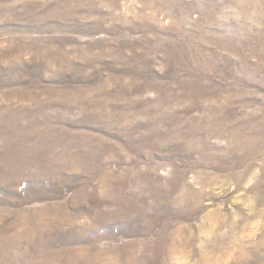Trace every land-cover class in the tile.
Listing matches in <instances>:
<instances>
[{
  "label": "rangeland",
  "instance_id": "obj_1",
  "mask_svg": "<svg viewBox=\"0 0 264 264\" xmlns=\"http://www.w3.org/2000/svg\"><path fill=\"white\" fill-rule=\"evenodd\" d=\"M0 264H264V0H0Z\"/></svg>",
  "mask_w": 264,
  "mask_h": 264
}]
</instances>
